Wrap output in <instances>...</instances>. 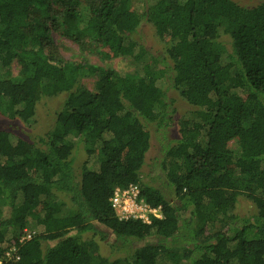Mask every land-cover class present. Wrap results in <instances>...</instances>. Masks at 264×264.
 <instances>
[{
  "label": "trees",
  "instance_id": "trees-1",
  "mask_svg": "<svg viewBox=\"0 0 264 264\" xmlns=\"http://www.w3.org/2000/svg\"><path fill=\"white\" fill-rule=\"evenodd\" d=\"M143 21L165 45L157 69L133 39ZM119 58L140 69L116 71ZM169 90L194 119L175 121ZM63 95L38 141L0 127V258L14 252L3 264H264V0H0V110L29 124ZM151 124L180 135L153 166L159 187L141 178ZM130 185L162 219L117 217L110 199Z\"/></svg>",
  "mask_w": 264,
  "mask_h": 264
},
{
  "label": "rangeland",
  "instance_id": "rangeland-1",
  "mask_svg": "<svg viewBox=\"0 0 264 264\" xmlns=\"http://www.w3.org/2000/svg\"><path fill=\"white\" fill-rule=\"evenodd\" d=\"M240 3H243V0H237ZM245 2V1H244ZM244 4L250 5L252 3L246 1ZM135 41L142 44L145 49L149 51V53L145 54L141 59L140 63L144 66L151 65L153 69H157L156 65L152 64V56L153 55H163L165 45L163 41L156 35V32L152 25L143 21L141 26L139 27L136 35L133 37ZM54 41L56 48L58 49L59 53L68 61L70 62H80L82 55L79 53V49L77 46L72 44L66 39L61 38L60 36L54 34ZM226 48L230 51V45L225 43ZM91 64L104 67V64L99 61V59L94 57H88ZM108 64V63H107ZM105 64V66H107ZM112 68L116 71L121 73H129L134 72L135 68L140 66L138 62L132 63V61L125 60L124 58H119L111 62ZM20 73L19 66L15 63L12 65L11 68V78L17 77ZM9 75V76H10ZM8 76V77H9ZM83 85L90 91H94L95 89V79H84ZM168 97L174 101V109L176 111L175 121L180 119L191 120L195 118V115L192 113L194 108L189 105L187 102L182 100L180 96L174 91H168ZM65 96L55 97L51 99H43L37 105L36 116L34 120L29 124H24L20 121H12L8 114L5 111L0 110V127L1 128H8L13 129L17 132L18 135L22 136L25 140H36L38 141L39 138L45 136L47 132L52 130L54 127V122L56 119V114L61 110L62 103L64 101ZM151 134V148L146 155L145 166L141 171V178L143 182L149 183L156 187L160 186L161 182H152L151 179L155 176L154 172L157 171L154 168V164L156 161L161 160L164 152L162 151L163 145L166 144H175V140L180 138L179 135V128L176 124L172 127L168 128L167 130L158 131L156 126L151 124L148 128ZM76 159L75 166L79 169L82 163L86 159V152L84 150V146L81 145L77 150V153L73 155ZM168 191H166L167 193ZM171 192L167 193L170 199L173 197L170 194ZM242 200V199H241ZM239 201L236 213L240 217H248L254 212L253 206L248 201L242 200ZM40 230H38L39 232ZM106 249V250H105ZM105 253L107 252V248H104ZM108 254V252L106 253Z\"/></svg>",
  "mask_w": 264,
  "mask_h": 264
},
{
  "label": "built area",
  "instance_id": "built-area-1",
  "mask_svg": "<svg viewBox=\"0 0 264 264\" xmlns=\"http://www.w3.org/2000/svg\"><path fill=\"white\" fill-rule=\"evenodd\" d=\"M110 202L120 220L149 224L152 218H163L161 207L152 208L141 199V189L138 185H130L125 189L116 188ZM31 238L32 234L26 233L21 240L23 242ZM12 258H14L13 251L5 253V257L0 258V264H3L5 259Z\"/></svg>",
  "mask_w": 264,
  "mask_h": 264
}]
</instances>
